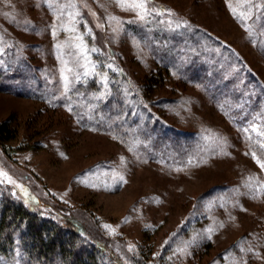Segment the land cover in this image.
I'll return each instance as SVG.
<instances>
[{
    "label": "rangeland",
    "instance_id": "1",
    "mask_svg": "<svg viewBox=\"0 0 264 264\" xmlns=\"http://www.w3.org/2000/svg\"><path fill=\"white\" fill-rule=\"evenodd\" d=\"M132 4L0 0V186L127 254L146 246L186 259L193 247L188 264H264V0ZM188 21L213 41L180 39ZM182 48L199 51L194 65L231 64L213 78L242 77L216 93L188 82L175 72H193ZM93 84L138 95L180 134L155 142L144 114L122 125L142 129L135 140L82 124L78 110L95 99L80 86Z\"/></svg>",
    "mask_w": 264,
    "mask_h": 264
},
{
    "label": "trees",
    "instance_id": "2",
    "mask_svg": "<svg viewBox=\"0 0 264 264\" xmlns=\"http://www.w3.org/2000/svg\"><path fill=\"white\" fill-rule=\"evenodd\" d=\"M181 29L186 31V34L185 37L182 36L180 39L187 40L190 47V44H192V48L194 44L196 47L200 46L196 43L197 35L202 34L209 41H213L214 38L193 22H186ZM172 34L177 33L173 31ZM261 41H264V39L261 38ZM218 47L217 44L213 46V48ZM261 50L264 52V47ZM180 53L183 56L188 55L187 57L191 59L190 64L192 65H189V68L193 72L189 75H184L182 71L175 72L188 82L193 81L194 77L198 76L199 78L196 77V80L201 84L213 85L210 87H212V90L214 89V93L219 89L226 90V88L232 86L233 82L237 81V78L242 77V73L239 72L238 75H233L230 78L227 76V78L214 76L215 79L217 78L216 80L222 83V86H218L212 75L213 67L215 66V71L221 74L227 68L232 67L230 63L221 66L216 60L212 64L194 65L193 61L202 58L199 51L194 49L188 54V50L186 52L182 48L177 51L178 56ZM238 59L240 60L239 57ZM162 62L165 65L169 64L167 61ZM241 65L246 69L243 63ZM164 68L166 69H163L164 73H168L167 69L170 71L169 67ZM164 78V74L160 73V79L163 81ZM144 84L148 87L152 83L144 82ZM100 86L98 84L80 86V88L83 87L84 96L87 97L88 94H91V97L95 99L93 102L86 103L82 110H78L77 118L82 124L99 126L101 129L115 133L125 140H135L139 136V132L141 134L142 129L138 128L129 134L125 128L136 127L137 119L145 115L148 118L146 123L149 126H146V128L154 135L155 142L159 143L165 134L177 136L180 134L177 129L169 128L160 120L154 118L152 112L145 107L144 101H141L139 96L132 93V91L131 94L135 95L134 97H128L127 94L120 91V88L119 90L114 87L112 88L114 90L102 93L103 90ZM238 89L235 90L236 93ZM76 95H80V93ZM260 99L261 96L258 94L257 101ZM136 100L140 103H137ZM89 103L91 108H88ZM85 116H88V120L84 118ZM100 116H103L107 122L111 120L112 125L109 127V124H102L98 121ZM105 117L110 119L106 120ZM7 125L8 122L6 121L0 123V135L5 132ZM135 131H138L137 134ZM56 215L54 212L43 214L33 210L22 199L13 194L8 186H0V255L13 257L18 254L23 264H155L154 260L156 259H158V264H188L187 261L194 258L195 251L193 247L188 250L186 259L179 254L168 255L171 249H165L160 255L152 256L150 249L146 246L136 247L130 254H127L122 250H118L110 239L100 236L93 237L89 233L81 231L72 221L59 219ZM193 264L197 263L194 262Z\"/></svg>",
    "mask_w": 264,
    "mask_h": 264
},
{
    "label": "snow or ice",
    "instance_id": "3",
    "mask_svg": "<svg viewBox=\"0 0 264 264\" xmlns=\"http://www.w3.org/2000/svg\"><path fill=\"white\" fill-rule=\"evenodd\" d=\"M143 5H144V0H133V4H132V7H143ZM254 155V154H253ZM254 158H255V156H254ZM257 163L258 164H260V166L262 167V168H264V163H261V161L260 160H257ZM123 178L121 177V180H122ZM107 227V226H106Z\"/></svg>",
    "mask_w": 264,
    "mask_h": 264
}]
</instances>
